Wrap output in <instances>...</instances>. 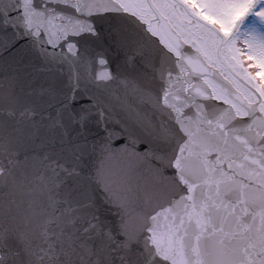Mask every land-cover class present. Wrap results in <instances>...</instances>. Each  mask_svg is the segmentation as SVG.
<instances>
[{
	"label": "snow or ice",
	"instance_id": "6c2138e0",
	"mask_svg": "<svg viewBox=\"0 0 264 264\" xmlns=\"http://www.w3.org/2000/svg\"><path fill=\"white\" fill-rule=\"evenodd\" d=\"M0 264H264V0H0Z\"/></svg>",
	"mask_w": 264,
	"mask_h": 264
}]
</instances>
